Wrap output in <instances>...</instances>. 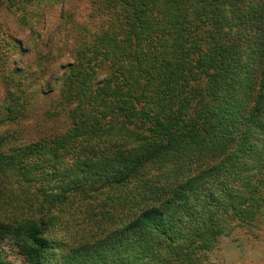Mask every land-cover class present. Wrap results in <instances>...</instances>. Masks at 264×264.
I'll use <instances>...</instances> for the list:
<instances>
[{"label":"trees","instance_id":"16d2710c","mask_svg":"<svg viewBox=\"0 0 264 264\" xmlns=\"http://www.w3.org/2000/svg\"><path fill=\"white\" fill-rule=\"evenodd\" d=\"M85 1L80 23L79 0H0L19 17L0 47V184L47 169L50 205L0 237L24 264H210L264 218V0ZM33 120L63 125L1 132ZM77 196L90 216L69 245L51 211Z\"/></svg>","mask_w":264,"mask_h":264},{"label":"rangeland","instance_id":"374dc122","mask_svg":"<svg viewBox=\"0 0 264 264\" xmlns=\"http://www.w3.org/2000/svg\"><path fill=\"white\" fill-rule=\"evenodd\" d=\"M46 4H49V2ZM84 8L88 9L86 1L79 0V2L74 4L72 10H70L71 13L69 15L73 17L75 22L78 21L81 23L85 20L83 18L80 19L78 16ZM1 9L2 8H0V47H5L6 49L4 31L13 24H18L19 17L16 18L12 14H6ZM50 9L51 14L54 9ZM88 14H90V11L86 15ZM72 27H74V25ZM2 85V81H0V90H2ZM44 108L45 107H41L40 105L34 113L39 114ZM38 121L39 120H33V124L25 125L23 126L24 128L5 127L1 129V132L4 133L9 130L15 132L18 130V132H21L19 134L20 140L28 142L33 136H36L37 132L43 133L49 130L50 133L52 130L63 125L62 122H59L58 125L55 122L39 124ZM72 162L68 161L70 165ZM47 172V169H41L36 174L34 172L31 176L38 175L41 181L37 180L33 182L32 186H36L37 188L47 186L46 180L44 179ZM12 176L14 175L12 174ZM15 178L16 182L13 180L7 186L3 183L0 184V222L5 221L6 223H11L25 218L29 210L28 208L31 206L44 208L47 205L50 207L48 203L43 202L42 198L36 196V187H31V185L21 186V184L17 182L19 177L16 176ZM50 186H53L52 183ZM88 211V203L84 201L81 196L75 197L69 205L53 208L51 214L55 216V221L51 235L66 244L73 245L74 241L77 242L76 238H80L81 236V233L77 231L83 224V220L90 216V212ZM262 220L260 227L253 230L252 233L248 229L236 227L229 236H224L219 242L216 250L211 254L210 264H264V218ZM88 228L89 225L86 224L85 231L83 232L84 234L88 232ZM22 250L21 245L16 241L14 235L0 237V255L7 261V264H24Z\"/></svg>","mask_w":264,"mask_h":264}]
</instances>
